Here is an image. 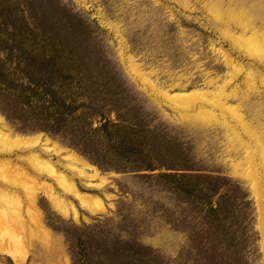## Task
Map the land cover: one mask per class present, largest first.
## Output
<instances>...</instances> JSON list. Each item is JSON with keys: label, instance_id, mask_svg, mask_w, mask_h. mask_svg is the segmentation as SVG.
Segmentation results:
<instances>
[{"label": "rangeland", "instance_id": "1", "mask_svg": "<svg viewBox=\"0 0 264 264\" xmlns=\"http://www.w3.org/2000/svg\"><path fill=\"white\" fill-rule=\"evenodd\" d=\"M2 6L31 27L25 46L44 37L62 41L55 54L36 47L40 57L52 52L55 63L43 65L52 93H35L23 70L25 55L8 53L4 39L18 32L0 34V129L43 135L90 163L97 179L72 172L63 154L42 153L87 195L83 203L46 174L33 180L35 172L16 153L12 164L0 162V185L16 169L31 180L18 195L38 236L29 239L17 224L18 250L3 224L0 264H264L260 146L226 114L254 148L250 164L218 108L211 109L217 119H202L200 100L187 111L169 99L223 87L227 104L240 107L264 144V63L245 53V40L264 32V0H0ZM246 17L253 18L251 29Z\"/></svg>", "mask_w": 264, "mask_h": 264}, {"label": "bare ground", "instance_id": "2", "mask_svg": "<svg viewBox=\"0 0 264 264\" xmlns=\"http://www.w3.org/2000/svg\"><path fill=\"white\" fill-rule=\"evenodd\" d=\"M246 21H247V24H246L245 28L251 29V26L253 25V18L252 17L251 18L246 17ZM261 22H262L261 23L262 26H264V20H262ZM238 27H239L238 29H240V30L243 29L242 26H238ZM256 35L257 36H255V34H254L253 38L249 37L247 40H245V43L246 42L248 43V45L245 44L247 46V47L245 46V48H246L245 53H247L248 55L254 56L255 59L264 63V32L262 34H256ZM228 37H229V35H228ZM231 39L236 40L233 37H231ZM242 42H244V41H240L241 44L238 45L239 46L238 48H240V49L242 48ZM228 64L233 69L235 68L236 71H239L241 69L239 66L236 67L231 62H228ZM246 80L248 82L247 84L249 87H251V88L255 87V84H254L255 80H254V76L252 74V71H248ZM211 96L213 98L209 99V97H211ZM229 96L230 95L227 92H225L224 88L221 87L214 92L213 91L211 92L208 90L199 91V90L193 89L192 91H190L188 93H178L177 95H172L171 97L169 96V99H171L172 101L175 102V104L180 105L181 107H186L185 110H187V111L190 108L191 109L194 108L193 102L200 100L202 102V104L201 105L199 104V108H198L199 112L198 113L202 119H210L211 120V119L216 118L214 112H212L211 109L212 108H218L221 111V115L223 116V118H225L222 122L225 125H227V127L231 128L232 132L235 134L234 140L246 149L247 154L245 155V157H246L245 160L247 162H249L250 164H252L254 162V158H255L254 150H253L254 148L252 147L251 143H248L245 141V139H242V137H241L242 135L238 134V131L234 132L236 130L233 128L232 125L231 126L228 125V122L226 121V114H229L235 122H238L237 124H239L240 127H243L244 133L251 140H253L255 142V144L260 146V150H259L260 158H258V159H259V164H260L261 169H262L261 170L262 171L261 173L263 174L262 176H264V144L259 139L258 134L255 133L253 127L251 125L247 124V121L245 120L244 115L241 114L242 110L240 111V107L238 105L227 104V102H228L227 99ZM207 106H209V107L207 108ZM0 121H2L1 117H0ZM42 136L43 135H41V134L31 136V137H20V135L19 136L18 135L12 136L10 134L3 132L2 129H0V156H2V158H0V162L1 163L9 162V164H12V163H10V162H12V160L10 159V156L12 154L16 153V156H17L16 160L19 163L20 162L26 163V165H28V167L30 169H32L33 172H35V174H34L35 176L32 178L33 180H36L38 177L42 176L43 174H46V176L48 175L53 180H55V182L59 186V188L63 192L67 193V195L68 194L72 195L77 201H80V202L82 201L83 203H85V201L88 198L87 195L85 196L82 192H80L72 180H70L62 172L58 171L55 168V166L53 165V163L50 161V159L43 158V157H41V155H42V153L45 155H61V154H63L62 157L67 161V166L69 165V163L72 164L70 166V168L69 167L68 168L72 172L79 175L80 177H83L85 179L87 178L90 181L97 179V174L91 173V170L94 169V167L90 163H88L87 161L81 159L75 153H73L71 151L69 152L63 147H58L55 144H51L50 141L47 139H45L43 141ZM29 150H39V151H29ZM27 151H29L30 153L26 154ZM16 164H15L16 167L19 166ZM3 165H5V164H3ZM6 165H8V164H6ZM15 166H14V168H15ZM9 167H10V165H9ZM6 169H5V173L7 170H9V169H7V170ZM1 170L2 171H0V172L4 173L3 172L4 169H1ZM87 171H88V173H87ZM12 173L15 175L12 174L11 177L12 176L13 177L10 179L9 178L6 179L7 177L5 178V177H3L4 176L3 174H0V176L3 175L2 177L6 179L4 181V179L2 178V181H4V183H2L3 187H2V185H0V206L3 205L2 208H0V228H2V227L5 228V225H3V224H7L6 226H8L10 229V230L8 229V231L10 232V233L8 232L9 233V240H11L14 244H16L17 247H16V245H14V246L16 248H18V245L21 243V240H23V239H22L21 235H19V232L16 231L17 224L21 225L28 232V238L30 237L29 239L36 238V237L38 238V236L27 225V222L22 215V212L20 210V205H21L22 201H21L20 195H18L20 193V191L26 190L27 185L29 183H31V180L29 178L25 177V176H28L27 174L23 177L22 175H20V172L17 173V169H16V171H14ZM253 173H254L252 175V176H254L253 178L259 180V177H260L259 171H257L256 169H253ZM6 174H5V176H6ZM29 175H31V174H29ZM101 181L103 182V180H101ZM102 184H96V185H102ZM27 189H29V188H27ZM13 193H14V196H13ZM24 194H26V193H24ZM32 195L33 194L28 195L27 200L31 206H35L34 205L35 204V196L34 195L32 196ZM55 199H56L57 204L62 207L60 210H62L63 208L66 209L68 207L66 202L62 198H60L59 196H56ZM94 199H92V200L96 201V203L98 204L99 203V202H97L98 198L97 199L94 198ZM69 203H70V206L73 205V204L71 205V202H69ZM5 209L8 210L7 213H6ZM73 209H74V206H73ZM9 215L10 216L14 215L15 216L14 219H17L18 221H15L14 219H13L14 220L13 221ZM18 227L20 228V226H18ZM21 231H22V229H21ZM27 232L25 234H27ZM33 234H34V237H33ZM18 250H19V248H18ZM12 254H13V252H12ZM17 254H18V252L15 255H17ZM22 255H24V254H22Z\"/></svg>", "mask_w": 264, "mask_h": 264}, {"label": "trees", "instance_id": "3", "mask_svg": "<svg viewBox=\"0 0 264 264\" xmlns=\"http://www.w3.org/2000/svg\"><path fill=\"white\" fill-rule=\"evenodd\" d=\"M4 7H0V34H8V28H11L12 31L16 30V32L18 33H11V37L10 36H5L4 39L7 42L11 43V48H9L8 53L13 54L14 56H21L22 53L25 55L24 56V73L26 74V78L28 79V88H30V91L37 93V91H40L42 88H46L47 91L49 93H52V89L54 87H50V85L46 82H44V79L46 78L45 73L46 70L43 67V65L45 63H52L54 65L55 61H54V55L52 52H45L41 55H39V53H35L37 50L36 47H50V49L54 52V54L58 51V49L60 48L59 43L62 41L58 40V39H51L48 42L46 41L47 37H44L42 39L43 42H45V46L44 43L42 41L40 42H35V45H32L31 47H27L25 46L23 43L27 41V37H28V32H30V34H33L31 27H28L26 25H22L21 23H18L16 20H18L16 18L13 19L12 18V14L9 12H7L6 10L3 9ZM24 12H27L26 10H24ZM28 14H33V12H28ZM14 16V15H13ZM20 20H26L24 17L20 18ZM11 31V32H12ZM15 35V37H13ZM52 37V36H51ZM49 37V38H51ZM53 38V37H52ZM45 39V40H44ZM0 41H4L3 39H0ZM43 44V45H41ZM59 45V47H58ZM25 48V52L21 49V48ZM28 49V51L26 52V50ZM18 52L15 54L14 52L17 51ZM20 50V51H19ZM13 58L12 55H9ZM19 58V57H18ZM20 60H22V58L20 57L17 61L20 64ZM39 61V63H38ZM38 63V64H36ZM18 64V65H19ZM141 152H138V154H135L136 158H141L140 155ZM142 167L146 168V169H153L152 166L150 164H146L143 165ZM164 175H171L170 173L168 174H164ZM174 176V174H173Z\"/></svg>", "mask_w": 264, "mask_h": 264}]
</instances>
